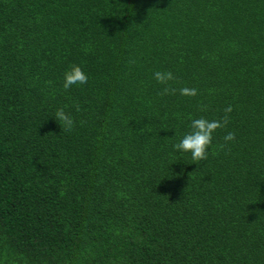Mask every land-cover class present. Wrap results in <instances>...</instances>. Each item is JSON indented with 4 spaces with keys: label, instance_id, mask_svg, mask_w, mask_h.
<instances>
[{
    "label": "trees",
    "instance_id": "obj_1",
    "mask_svg": "<svg viewBox=\"0 0 264 264\" xmlns=\"http://www.w3.org/2000/svg\"><path fill=\"white\" fill-rule=\"evenodd\" d=\"M0 264H264V0H0Z\"/></svg>",
    "mask_w": 264,
    "mask_h": 264
},
{
    "label": "clouds",
    "instance_id": "obj_2",
    "mask_svg": "<svg viewBox=\"0 0 264 264\" xmlns=\"http://www.w3.org/2000/svg\"><path fill=\"white\" fill-rule=\"evenodd\" d=\"M154 78L161 84H167L169 81L174 80L175 76L171 71H156ZM88 81V75L84 72L82 67L78 64H72L64 74L65 90L69 89L72 85H83ZM180 94L184 96H196L198 90L196 88L184 87L181 88ZM176 89L165 87L160 95L175 94ZM206 107V106H205ZM77 110L79 108L77 107ZM232 106L229 105L224 109L225 115L220 119L209 120L206 117H199L193 119L190 124V131L184 134L182 139L173 147L182 152H190L192 161L199 163L206 160L208 157V150L213 141V134L220 128L227 126L230 120L229 113L232 112ZM54 118L59 122L64 131H70L74 126L72 117L65 112L63 108L57 109ZM236 138L234 132H228L224 136L225 142L234 141ZM226 145H222L224 147Z\"/></svg>",
    "mask_w": 264,
    "mask_h": 264
}]
</instances>
